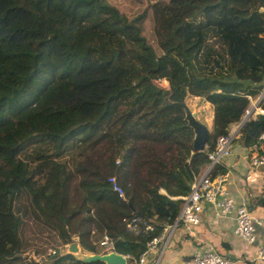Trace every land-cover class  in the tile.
Wrapping results in <instances>:
<instances>
[{"label": "trees", "instance_id": "16d2710c", "mask_svg": "<svg viewBox=\"0 0 264 264\" xmlns=\"http://www.w3.org/2000/svg\"><path fill=\"white\" fill-rule=\"evenodd\" d=\"M263 90L264 0H0V264H103L73 242L137 261ZM188 96L213 107L204 151Z\"/></svg>", "mask_w": 264, "mask_h": 264}, {"label": "crops", "instance_id": "0c3cea01", "mask_svg": "<svg viewBox=\"0 0 264 264\" xmlns=\"http://www.w3.org/2000/svg\"><path fill=\"white\" fill-rule=\"evenodd\" d=\"M193 112L197 114L196 110ZM206 118L212 126L213 107L210 115ZM246 118L243 116V121L231 126L229 131L234 133L235 138ZM248 147L244 146L242 142L233 141L231 154L225 161L227 171L224 174V188L227 195L234 200H246L252 215L258 217L264 208V193L262 192L264 164L251 165V154ZM206 168L207 165L202 168L195 180L206 172ZM159 192L166 194L163 187L159 189ZM182 197L184 196H172V198ZM201 206L200 223L197 227L188 229L176 220L173 224L167 225L163 231V239L156 247L145 253L144 261L141 264H183L205 246L211 247L223 257L228 258L230 264H258L254 258L257 251L264 246V228L259 224L254 225L255 242L250 244L235 233V222L232 217L219 216L212 203L203 201ZM130 264L138 263L133 261Z\"/></svg>", "mask_w": 264, "mask_h": 264}, {"label": "built area", "instance_id": "2783aa9c", "mask_svg": "<svg viewBox=\"0 0 264 264\" xmlns=\"http://www.w3.org/2000/svg\"><path fill=\"white\" fill-rule=\"evenodd\" d=\"M161 81L162 85H166L163 79L156 80ZM264 90L256 97L250 98V105L245 111V117L249 115H257L264 113ZM234 133L229 131L225 135H221L217 138L214 148L207 153L208 164L206 172L192 183L189 193L182 197V204L179 215L176 219L177 222H181L188 229H193L200 223V213L202 210L201 203H212L219 216H230L234 219V231L237 235L244 238L248 243L255 242L254 225L259 224L264 228V208H262L260 215L254 217L248 207L246 200L240 201L234 200L227 195L224 188L225 175L217 174L216 176H210L212 168L216 164L225 165L226 159L231 154V145L234 139ZM250 152V163L252 166H258L264 164V131L259 135L257 140L248 147ZM118 162V160L116 161ZM114 190L122 196L123 190L121 186L115 181L113 177L109 178ZM262 192L264 193V182L262 184ZM131 228H134L132 224H129ZM149 228V226H148ZM163 239V233L153 238L148 244L146 251L136 261L138 264L143 263L145 253L156 247V245ZM101 245L106 250L109 249L108 243L102 241ZM258 264H264V246L257 251V255L254 258ZM183 264H230L228 258L223 257L214 249L209 246L201 248L199 252L190 257Z\"/></svg>", "mask_w": 264, "mask_h": 264}, {"label": "water", "instance_id": "95a60500", "mask_svg": "<svg viewBox=\"0 0 264 264\" xmlns=\"http://www.w3.org/2000/svg\"><path fill=\"white\" fill-rule=\"evenodd\" d=\"M164 81L167 83L166 80ZM179 105L184 109L185 120L194 132V137L192 140L193 149L196 151H204L209 135L208 127L196 118L195 112H192L184 102L179 103ZM60 254H70L76 260L86 263L100 261L103 264H128V257L125 255L115 251H108L106 253L87 252L83 250L77 242H73L62 247L60 249Z\"/></svg>", "mask_w": 264, "mask_h": 264}, {"label": "rangeland", "instance_id": "374dc122", "mask_svg": "<svg viewBox=\"0 0 264 264\" xmlns=\"http://www.w3.org/2000/svg\"><path fill=\"white\" fill-rule=\"evenodd\" d=\"M157 87H166V85H162V82L161 81H158V82H155L154 83ZM184 103L187 105V107L193 112L194 110L197 111V114H196V118L202 122L204 125H206L209 129L211 128V125H210V122L207 120V116L210 115L211 113V108H212V105L210 103H206L204 100L202 99H196L195 97H192V96H188ZM205 104V105H204ZM243 118V117H242ZM244 118L245 115H244ZM185 120V118H184ZM186 121V120H185ZM241 121H243L241 119ZM240 121V122H241ZM239 122V123H240ZM193 137H194V132H193ZM193 140V138H192ZM30 254V253H29Z\"/></svg>", "mask_w": 264, "mask_h": 264}]
</instances>
